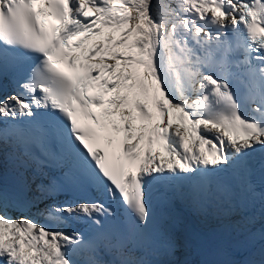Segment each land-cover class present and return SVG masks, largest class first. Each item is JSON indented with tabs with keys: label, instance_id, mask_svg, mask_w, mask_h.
I'll use <instances>...</instances> for the list:
<instances>
[{
	"label": "snow or ice",
	"instance_id": "6c2138e0",
	"mask_svg": "<svg viewBox=\"0 0 264 264\" xmlns=\"http://www.w3.org/2000/svg\"><path fill=\"white\" fill-rule=\"evenodd\" d=\"M9 74L19 79L0 98V264H77L83 248L88 264H176L140 243L177 247L178 217L148 235L152 186L196 195L237 165L264 202V0H0V84ZM54 145L95 199H60L63 182L45 175ZM105 198L124 207L131 234L106 229L117 213ZM78 220L97 226L94 240L63 230Z\"/></svg>",
	"mask_w": 264,
	"mask_h": 264
},
{
	"label": "bare ground",
	"instance_id": "6f19581e",
	"mask_svg": "<svg viewBox=\"0 0 264 264\" xmlns=\"http://www.w3.org/2000/svg\"><path fill=\"white\" fill-rule=\"evenodd\" d=\"M159 2L160 3H167V2H174V0H159ZM56 161H57V163H59V165H61V167L63 166V167H71V169L74 171V173H77L78 171H79V168L77 167V165L75 164V163H73V164H71V165H69V166H65L64 164H63V162L61 161V159L59 158V156H58V153H57V155H56ZM11 165V164H10ZM65 169H67V168H65ZM71 170V171H72ZM9 173V174H8ZM7 173V176L9 177V179H10V181L12 182V178H14V173H13V166L11 165V167H9V172ZM39 218H41V217H39ZM176 241V245H177V247H176V249L177 250H179L181 247H182V245L177 241V240H175ZM234 243V242H233ZM187 246L186 245H183V247H182V249H180V252H179V254L177 255V257H178V259H179V262L181 263V264H194L195 262H196V260L194 259V257H193V255H192V253L189 255V256H187V255H184V258H186L185 260H183L182 262H181V257H180V253H181V251L183 250V248H186ZM171 257V256H170ZM175 257H176V255H175ZM175 262H176V259L174 260ZM252 262V260L249 262V263H246V264H252L251 263ZM197 263V262H196Z\"/></svg>",
	"mask_w": 264,
	"mask_h": 264
},
{
	"label": "rangeland",
	"instance_id": "374dc122",
	"mask_svg": "<svg viewBox=\"0 0 264 264\" xmlns=\"http://www.w3.org/2000/svg\"><path fill=\"white\" fill-rule=\"evenodd\" d=\"M8 172H9V170H8ZM9 174V173H8ZM7 175V174H6ZM13 179V178H12ZM10 180V179H9ZM5 184H6V182H5ZM191 254V251L186 247V248H183V250L181 251V253H180V257H181V262L183 261V260H185L186 258H184V255H187V256H189ZM175 255H176V253H175ZM175 255L174 256H172V258H174L175 259ZM176 264H181L180 262H178L177 260H176Z\"/></svg>",
	"mask_w": 264,
	"mask_h": 264
}]
</instances>
